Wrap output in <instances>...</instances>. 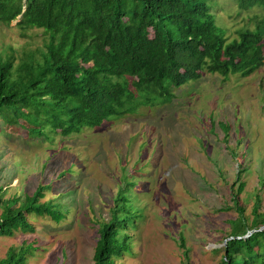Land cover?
Returning a JSON list of instances; mask_svg holds the SVG:
<instances>
[{"label":"trees","instance_id":"obj_1","mask_svg":"<svg viewBox=\"0 0 264 264\" xmlns=\"http://www.w3.org/2000/svg\"><path fill=\"white\" fill-rule=\"evenodd\" d=\"M244 12L245 27L231 36L214 22V16ZM13 21L21 35L40 29L43 37L41 48L0 49V132L23 130L29 141L100 127L135 112L154 92L169 99L202 71L245 76L264 64V0H0V25ZM242 171L232 182L231 205L223 207L236 213L227 220L229 238L211 249L220 252L216 264H264V201L255 193L243 213L237 202ZM130 186L127 180L118 185L108 217L96 220L92 264H118L131 252L129 231L141 215ZM52 188L38 183L29 193L5 196L0 184V237L33 233L36 217L64 220L68 209L60 198L44 199ZM34 241L9 245L0 264H26ZM182 248L181 264H191Z\"/></svg>","mask_w":264,"mask_h":264},{"label":"rangeland","instance_id":"obj_2","mask_svg":"<svg viewBox=\"0 0 264 264\" xmlns=\"http://www.w3.org/2000/svg\"><path fill=\"white\" fill-rule=\"evenodd\" d=\"M214 22L229 36L245 27L240 17L214 16ZM42 41L40 29L21 35L14 21L0 25V49L41 48ZM177 90L166 106L153 97L155 106L136 108L139 114L67 136L29 141L23 130L0 132L5 196L51 183L44 199L56 195L68 209L59 223L36 217L33 233L0 237V257L9 245L34 238L37 249L26 264H92L96 220L108 217L118 185L127 180L141 218L129 231L131 252L118 264H181L183 246L191 264H216L220 252L211 249L229 238L227 220L236 215L223 207L231 205L237 169L243 170L237 195L243 213L255 193L264 201V64L245 76L202 71Z\"/></svg>","mask_w":264,"mask_h":264},{"label":"clouds","instance_id":"obj_3","mask_svg":"<svg viewBox=\"0 0 264 264\" xmlns=\"http://www.w3.org/2000/svg\"><path fill=\"white\" fill-rule=\"evenodd\" d=\"M222 12H226V9H223L222 10ZM246 14V12H244V13H242L241 15H238V17H240V19H242L243 17H244V15ZM232 17H234L233 15H232ZM218 18V20H224L225 18H227L226 17V15L225 14H223V15H221L220 17H217ZM235 18V17H234ZM245 18V17H244ZM224 32H225V30H224ZM201 75V74H200ZM179 87V86H178ZM178 87H176V88H174L172 91H171V95H170V98L169 99H166L165 97H163V96H160V95H158V94H156L155 92V94L153 93V94H150L148 97H142L140 100H139V103L137 104V107L136 108H140V107H146L147 108V106L149 105L150 107L151 106H155V104L153 103V102H151V98H153V97H156V98H159V100L160 101H165L166 102V104L164 105V106H166V105H168L170 102H171V100H173V99H175V98H177L178 96H179V91L180 90H182V89H180V90H177V88ZM176 92H177V94H176ZM135 108V109H136ZM134 113H136V112H134ZM136 114H139V113H136Z\"/></svg>","mask_w":264,"mask_h":264},{"label":"water","instance_id":"obj_4","mask_svg":"<svg viewBox=\"0 0 264 264\" xmlns=\"http://www.w3.org/2000/svg\"><path fill=\"white\" fill-rule=\"evenodd\" d=\"M261 228H264V226H262ZM250 234V232H248L246 235L243 236V238L247 237Z\"/></svg>","mask_w":264,"mask_h":264}]
</instances>
